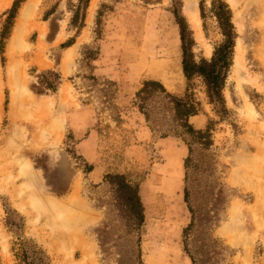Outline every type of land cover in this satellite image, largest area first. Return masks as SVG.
I'll use <instances>...</instances> for the list:
<instances>
[{"label":"rangeland","instance_id":"rangeland-1","mask_svg":"<svg viewBox=\"0 0 264 264\" xmlns=\"http://www.w3.org/2000/svg\"><path fill=\"white\" fill-rule=\"evenodd\" d=\"M199 1L90 0L81 29L71 25L77 0L21 6L0 57V264H16L19 247L46 264H139L138 251L142 264H264V0H225L236 31L225 113L181 72L174 7L193 32L196 61L222 42L211 0L204 28ZM12 3L0 0V29ZM48 71L61 77L55 92L38 85ZM146 81L176 98L189 87L200 110L189 123L208 135L184 133L157 89L136 96ZM90 130L95 155L77 147ZM106 174L139 185V231L128 230ZM163 184L178 186L166 188L171 204L159 191L148 199Z\"/></svg>","mask_w":264,"mask_h":264},{"label":"trees","instance_id":"trees-1","mask_svg":"<svg viewBox=\"0 0 264 264\" xmlns=\"http://www.w3.org/2000/svg\"><path fill=\"white\" fill-rule=\"evenodd\" d=\"M78 3L72 10L71 25L76 29L83 27L85 12L89 6L90 0H77ZM26 2V0H13L10 8L5 12L4 20L0 29V57L4 62V49L8 38L10 37L19 9ZM205 2L200 0L198 3L199 16L204 28L205 19ZM49 11L47 15L51 14ZM174 22L178 28L179 44L181 51V72L189 86V84L198 78L202 81L205 95L208 102L213 105L218 112H226V103L223 96V89L226 84L227 76L234 59V49L236 40V31L232 21L233 13L225 0H211L210 13L212 14L219 32L222 36V42L213 48L210 59L201 58L196 61L194 48L196 46L193 32L190 29L186 17L180 12L177 7L171 11ZM101 10L97 17L100 18ZM96 36L100 35V22H96ZM74 44V40L70 39L60 45L62 49H67ZM87 60L93 62L97 60L99 50L97 46L93 49H86ZM95 80V78H92ZM61 77L59 74L48 71L41 74L38 79V85L42 89L50 92H55L60 85ZM162 93L169 99L174 107L175 118L179 126L188 135L207 136L209 131L202 132L195 130L189 123V119L195 117L199 113V103L189 94V87L184 98H176L167 93L164 86L156 81H146L142 88L137 92L136 96L146 93L151 95L156 92ZM85 165H87L85 163ZM88 172L93 170L92 165L87 166ZM104 180L114 190L116 200L123 210V218L126 220V226L129 231H139L144 224V205L142 202L139 185L132 183L126 179L122 174H106ZM184 201L187 203V195L184 191ZM16 264H46L42 257L36 254L30 255L22 247H19L14 254ZM139 264L140 252L137 254Z\"/></svg>","mask_w":264,"mask_h":264},{"label":"crops","instance_id":"crops-1","mask_svg":"<svg viewBox=\"0 0 264 264\" xmlns=\"http://www.w3.org/2000/svg\"><path fill=\"white\" fill-rule=\"evenodd\" d=\"M79 117L84 116L87 119V122L84 124V126L82 127H89L92 124V119H91V115L88 113V111H80L78 114ZM198 116L192 117L191 119L197 118ZM199 121V120H198ZM197 121V122H198ZM199 123H201V121H199ZM140 132L142 133L144 139H145V132L144 130H140ZM161 142V141H160ZM162 143V142H161ZM78 149H80L83 153H89L92 155H95V153L98 150V137H97V133L94 130H90V132L88 133V135L86 136V138L81 141L78 145H77ZM102 171V170H101ZM101 175V172L97 175L98 177ZM143 187V186H142ZM168 189L169 194H172L173 190L175 191V193L177 194L178 191V186L177 185H173L170 184L168 186V184H163L162 186L156 187L154 191L152 192H148V199L151 201L153 199H158L159 197H157V195L155 194V191L158 193H162L163 194V200L164 203L166 204H171L172 203V195L171 196H166V190ZM179 201H181V195L178 194V199Z\"/></svg>","mask_w":264,"mask_h":264},{"label":"bare ground","instance_id":"bare-ground-1","mask_svg":"<svg viewBox=\"0 0 264 264\" xmlns=\"http://www.w3.org/2000/svg\"><path fill=\"white\" fill-rule=\"evenodd\" d=\"M191 16H192L191 24H192L193 28L196 31H198V33H200L201 28H200V20H199L198 14L197 13H192Z\"/></svg>","mask_w":264,"mask_h":264}]
</instances>
